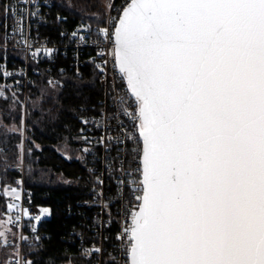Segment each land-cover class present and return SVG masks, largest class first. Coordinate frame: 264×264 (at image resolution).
Masks as SVG:
<instances>
[{"label":"snow or ice","instance_id":"snow-or-ice-1","mask_svg":"<svg viewBox=\"0 0 264 264\" xmlns=\"http://www.w3.org/2000/svg\"><path fill=\"white\" fill-rule=\"evenodd\" d=\"M99 32L142 138L124 264H264V0H127Z\"/></svg>","mask_w":264,"mask_h":264},{"label":"built area","instance_id":"built-area-1","mask_svg":"<svg viewBox=\"0 0 264 264\" xmlns=\"http://www.w3.org/2000/svg\"><path fill=\"white\" fill-rule=\"evenodd\" d=\"M126 3L127 0H113L103 25L80 19L71 28H61L59 37L55 38L45 28L51 26L53 18L58 24L66 21V18L51 16L50 10L55 8L53 0H29L28 3L23 0H0V7L7 6L10 16L6 47L9 50H20L24 54V61L18 66H9L7 62L1 61L0 78L7 80L9 86L24 95L25 106L31 86L43 71L49 75L52 85H61L63 81L60 75L66 71L82 74L84 66L97 69L96 64L105 69L103 75L97 69L100 74L99 83L104 90L100 111L81 118L83 128L78 140L80 152L95 176V184L88 198L78 204L89 212H82L86 216L79 212L81 222L73 229L70 237L72 239L76 235L79 244L75 251L69 253L71 257L81 258L88 264H113V260L114 264H124L127 259L125 242L117 240V235L122 233L124 225L129 222L125 209L134 211L132 205L137 203L129 194V190L135 187L133 180H139V173L133 172L138 161H133L131 149L142 139L136 132L135 120L131 115L135 104L131 96L126 97L131 105L128 107L129 114L117 106L119 98L130 90L117 72L113 58L100 55L111 51V43L100 34L99 29L114 30L115 20ZM18 18H22L23 36L13 32ZM73 32H77L75 37L72 36ZM80 36H84V40ZM60 58L69 60L67 65L59 64ZM105 60L107 64H104ZM85 120L88 123L85 124ZM102 136L106 138L104 145L98 143ZM109 136L113 137L110 142L107 141ZM128 136L134 139H126ZM11 168L19 172L20 177L15 185L5 189L8 197L5 215L17 231V239H8L6 245L15 246L17 255L11 256L7 264H28L31 261L26 259V250L48 237L47 232L41 228V222L51 217L42 216L43 209L49 207L37 206L26 186L25 157L20 163L12 164ZM129 172L133 174L130 176ZM99 180L103 181V185ZM97 247L103 250L102 253L93 252Z\"/></svg>","mask_w":264,"mask_h":264},{"label":"trees","instance_id":"trees-1","mask_svg":"<svg viewBox=\"0 0 264 264\" xmlns=\"http://www.w3.org/2000/svg\"><path fill=\"white\" fill-rule=\"evenodd\" d=\"M53 2L55 8L50 10L51 16L66 18L59 24L53 18L51 26L45 28L55 38L59 37L61 28H71L80 19L105 24L107 13L95 0ZM9 20V12L5 13L0 7V43L6 38L4 25H8ZM0 54V62L7 61L9 66H18L24 61L20 50L0 49ZM68 61L58 59L63 65ZM60 76L62 84L52 85L49 75L43 71L29 90L26 106L24 95L0 78V88L7 87L9 91L7 98H0V220L6 218L8 209L5 189L15 185L20 177L11 165L25 157L26 186L34 203L52 211L51 218L41 222L48 237L27 248L26 259L33 264H88L69 253L79 244L76 235L70 239L73 229L81 222L79 212H89L78 204L88 198L95 184V176L80 152L78 140L83 128L81 118L100 111L104 90L97 69L87 65L82 74L66 71ZM7 234L6 240L0 235V241L4 243V257L8 261L17 255V248L5 243L8 239H17V231L12 226Z\"/></svg>","mask_w":264,"mask_h":264},{"label":"rangeland","instance_id":"rangeland-1","mask_svg":"<svg viewBox=\"0 0 264 264\" xmlns=\"http://www.w3.org/2000/svg\"><path fill=\"white\" fill-rule=\"evenodd\" d=\"M113 0H95V2L106 12L108 13L109 7L111 6ZM0 49H3L4 51H8L9 49H7L6 47V43H5V39L3 40V42L0 43ZM1 57V54H0ZM5 57H7L5 55ZM3 62H7V61H3ZM11 87V86H9ZM9 91L7 90V87H1L0 88V98H7ZM51 210L50 208H44L42 211V216L44 217H51ZM12 229L11 226V222L5 218L3 220H0V235L2 236L3 240L7 239V233ZM6 245V243H5ZM7 246V245H6ZM5 255V246L4 243H2L0 241V264H7V260L4 257Z\"/></svg>","mask_w":264,"mask_h":264},{"label":"water","instance_id":"water-1","mask_svg":"<svg viewBox=\"0 0 264 264\" xmlns=\"http://www.w3.org/2000/svg\"><path fill=\"white\" fill-rule=\"evenodd\" d=\"M130 90V89H129Z\"/></svg>","mask_w":264,"mask_h":264}]
</instances>
